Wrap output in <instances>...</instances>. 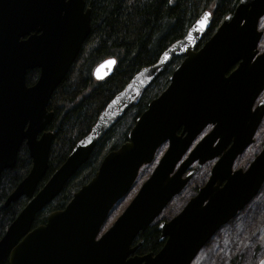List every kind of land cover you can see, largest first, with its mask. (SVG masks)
<instances>
[{"label": "water", "instance_id": "water-1", "mask_svg": "<svg viewBox=\"0 0 264 264\" xmlns=\"http://www.w3.org/2000/svg\"><path fill=\"white\" fill-rule=\"evenodd\" d=\"M263 18L264 0H240L199 46L212 20L211 13H203L183 39L168 47L157 63L141 69L111 100L90 133L39 188L54 140L48 128L55 114L48 106L90 36L91 9L84 0H0V180L5 170L15 169L23 144L32 160L30 172L4 204L7 209L23 197L28 200L0 240V264H192L264 185V146L246 169H234L255 143L264 120V50L259 49ZM178 58L183 60L168 87L148 104L128 141L104 156L93 179L63 210L34 228L37 215ZM109 60L114 62L105 63ZM116 64L115 59L99 64L94 79L102 82L112 76ZM35 69L39 78L28 86L27 73ZM164 144L167 150L149 178L100 235L113 208ZM215 160L209 179L181 212L159 221L196 173ZM155 223L163 247L156 254H136L142 245L135 244L137 238Z\"/></svg>", "mask_w": 264, "mask_h": 264}, {"label": "trees", "instance_id": "trees-1", "mask_svg": "<svg viewBox=\"0 0 264 264\" xmlns=\"http://www.w3.org/2000/svg\"><path fill=\"white\" fill-rule=\"evenodd\" d=\"M91 9V33L64 81L54 92L48 109L55 116L49 126L54 140L49 156V170L40 183L41 188L71 154L76 144L86 137L98 116L143 68L158 62L173 43L181 40L205 13H211V25L202 46L232 15L240 0H84ZM107 59L117 64L112 76L102 82L93 77L95 68ZM183 58L172 60L166 71L147 90L138 106L132 108L99 143L89 161L66 184L62 193L39 213L34 228L46 223L48 216L63 210L83 186L95 176L104 156L128 141L137 119L148 104L160 96L170 83L175 68ZM40 72L27 73L26 82L33 86ZM32 160L25 144L21 147L15 169L5 170L0 180V240L28 200L21 198L5 209L4 204L28 175ZM158 223L150 226L136 240L142 242L138 255L156 254L163 247ZM4 264H8L6 261Z\"/></svg>", "mask_w": 264, "mask_h": 264}, {"label": "rangeland", "instance_id": "rangeland-1", "mask_svg": "<svg viewBox=\"0 0 264 264\" xmlns=\"http://www.w3.org/2000/svg\"><path fill=\"white\" fill-rule=\"evenodd\" d=\"M263 32L259 49L264 50V18L260 23ZM264 94L262 95V97ZM210 129H207V133ZM202 136L199 137L201 139ZM264 146V120L255 137V143L240 156L234 169H246ZM164 144L157 152L154 161L139 173L132 190L118 202L111 211L101 234L106 232L136 196L141 185L149 178L160 158L167 150ZM215 161L204 165L192 178L183 192L164 210L158 220L166 221L181 212L197 190L208 180ZM264 258V185L255 199L227 225H225L201 250L192 264H259Z\"/></svg>", "mask_w": 264, "mask_h": 264}, {"label": "snow or ice", "instance_id": "snow-or-ice-1", "mask_svg": "<svg viewBox=\"0 0 264 264\" xmlns=\"http://www.w3.org/2000/svg\"><path fill=\"white\" fill-rule=\"evenodd\" d=\"M169 2H171V0H169ZM114 61H112V60H109V61H106L105 63H107V64H111V63H113ZM262 264H264V262H262Z\"/></svg>", "mask_w": 264, "mask_h": 264}]
</instances>
